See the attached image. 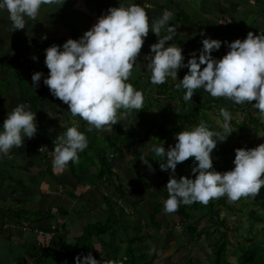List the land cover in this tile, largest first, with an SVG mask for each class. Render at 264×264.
Listing matches in <instances>:
<instances>
[{
    "label": "clouds",
    "instance_id": "9594fccd",
    "mask_svg": "<svg viewBox=\"0 0 264 264\" xmlns=\"http://www.w3.org/2000/svg\"><path fill=\"white\" fill-rule=\"evenodd\" d=\"M65 2L0 0V11H7L14 31L24 29L26 19H36L42 6L60 8ZM152 7L148 0L142 5L131 2L110 7L79 39L69 38L62 46L47 47L45 65L49 74L43 83L51 94L67 104L73 116L86 121L89 131L94 128L112 132L113 125L119 122L118 110L143 109V93L127 81L144 39L151 31L159 38L150 46L151 52L146 57L149 61L147 72L153 85L164 84L168 78L176 80L178 70L187 67L188 72L177 85L186 90L185 101H191L195 90L202 88L215 98L224 97L235 104H252L264 117V33L254 35L249 32L243 40L237 38L231 42L205 37L199 55L193 51L185 62L181 47L174 43L166 46V42L176 35V25L169 23L173 13L163 11L150 26L146 10ZM162 30L166 34L161 35ZM201 35L205 34L202 32ZM42 39H47V34ZM222 43L229 50L217 59L212 53L219 50ZM32 59L38 61L35 55ZM43 75L41 71L32 74L34 88L39 86ZM220 115L223 117L221 132L209 130L201 122L189 131L178 132L175 145L167 150L164 144L151 148L155 156L161 158L158 160L160 169L170 172L165 185L168 193L164 200L165 213L178 211L181 204L207 205L221 197L237 202L259 195L264 186V143L250 149H235L231 170L219 172L213 168L211 153L218 142L226 141L234 131L230 125V112L222 108ZM37 131L36 112L30 110L27 102L17 104L0 130V157L8 155L13 147L23 146L25 138H32ZM54 145L53 168L64 170L69 162H78V154L88 147V140L77 126H71L57 137ZM190 157L198 162L191 170L195 178L180 176L177 179V165ZM140 158L150 171H155L148 158ZM115 201L118 204L120 200ZM75 264H100V261L89 252L78 254Z\"/></svg>",
    "mask_w": 264,
    "mask_h": 264
},
{
    "label": "crops",
    "instance_id": "0c3cea01",
    "mask_svg": "<svg viewBox=\"0 0 264 264\" xmlns=\"http://www.w3.org/2000/svg\"><path fill=\"white\" fill-rule=\"evenodd\" d=\"M131 2L142 5L145 0H66L60 8L56 5H45L41 7L36 19H26V27L14 31L11 30V21L8 19L7 11H0V60H15L23 58L25 55H34L41 42L56 36H69L73 30H77L80 38L82 32L90 29L97 22L98 17L106 14L110 7L127 5ZM148 2L153 5L151 9L146 10L150 26L151 22L158 19L163 11L168 10L173 13V20L169 23L176 25V35L173 40L166 42V46L174 43L181 47L185 62L193 51H196L197 56L199 55V51L202 49V40L205 37L231 42L237 38L243 40L249 32L254 35L264 33V0H148ZM55 9L57 10L56 14H54ZM177 9L184 11L196 25L179 22L175 15ZM222 20L225 22L220 23ZM202 32L205 34L204 36L201 35ZM44 34H47V39H42ZM164 34L166 31L162 30L161 35ZM158 39L154 33L149 32L132 69L137 77L132 75L130 78L139 79L142 83L141 89L147 84L145 79L150 76L146 68L149 62L146 57L151 52L150 46L158 42ZM228 50L227 46L222 43L221 48L214 51L212 55L219 59ZM180 70L184 75L188 72L187 67ZM21 76L29 83H33L32 68L29 66L18 70L5 61L0 62V130H2L8 113L17 104L23 103V97L18 93L19 85L17 83ZM43 100L44 108L50 107L52 110L48 108L51 111L47 113V109L43 108L46 112H43L42 109L36 112L37 133L32 138H25L23 146L13 147L8 155L0 157V204L5 211L19 208L21 210L28 209L31 212H43L49 208L53 214L57 213L56 217L53 216L50 219L51 223L55 224L58 219L62 226L57 231H61L62 227L67 232V239L71 240L79 237L87 224L107 220L109 206L106 204L104 196L110 195L114 191L115 183L107 187L104 180L99 179L93 182L92 176L98 166L94 158L91 159L94 162L88 165L89 171L83 178L80 177L79 169L72 174L69 164L64 170H54L52 161L57 137L63 135L68 127L77 126L81 131L82 123L83 125H88V123L78 116H73L68 105L65 106L50 91ZM54 118L58 121L54 120V122ZM115 130L113 128L112 132H105L93 128L89 131V136L96 135L103 138V141H108V137ZM40 132L41 134L48 132L53 138L51 144L45 145L47 148L51 147V157L42 160L38 158L39 151L35 144V138ZM102 145L105 144L102 143ZM89 146L90 141L88 140V147L78 154L80 157L75 165L81 164L86 153L92 151ZM125 146L126 143L119 144L111 151V154H108L111 168L119 175V180L126 189L125 199L120 200L117 204V211H123L124 215L118 214V223L114 219L111 220L113 222H110L113 223L112 227L117 231L122 227L123 233H125L123 229H126V226L130 227L129 224L124 226V220L133 213L138 205L135 204L134 207L131 203L139 201L145 194L142 187L143 179L140 177L138 169L131 163L122 165L128 158V156L126 157L128 154H124ZM117 155L123 157L124 162L121 161V158H117ZM124 179L127 183L131 182V186H127ZM112 180L116 182L115 177ZM87 182H93L94 185H88ZM133 187L136 191H131ZM105 189L110 190V193H106ZM2 200H6V202L4 203ZM127 207H130L131 212L127 211ZM6 214H8V220L4 219V227L2 225L0 232H7L8 236H0V247L2 248V250L0 249V264H38L36 259L40 250L35 245L34 235L28 232L29 226H32L34 221L31 220L26 224L23 221L22 224L27 230L18 234L19 229L24 226L16 228L15 224H19V222L12 218L11 213L4 215ZM53 232L51 229V234ZM12 240L14 243H11ZM64 243V241L56 239L57 246L53 247L59 248ZM12 244L20 251L13 257L12 248L8 250ZM209 252L210 250L204 256L207 257ZM4 253H8V257ZM186 256L191 259L190 254H186ZM198 258L200 262L201 258ZM51 263L57 264L50 259L48 264Z\"/></svg>",
    "mask_w": 264,
    "mask_h": 264
},
{
    "label": "trees",
    "instance_id": "16d2710c",
    "mask_svg": "<svg viewBox=\"0 0 264 264\" xmlns=\"http://www.w3.org/2000/svg\"><path fill=\"white\" fill-rule=\"evenodd\" d=\"M175 15L181 23L196 25V23L181 9H177ZM69 38L79 39L77 30L70 32L69 36H56L52 39L41 42L34 53V55L38 57V61L32 59L33 55H25L23 58L15 60H0V62L5 61L6 63L11 64L18 70L29 66L30 68H34L36 71H41L45 74L42 76L39 86L35 88L33 83H29L28 80L26 81L22 76L17 81L19 85L18 93L23 97L22 102H27L31 111L37 112L40 107H45L44 103L38 104L39 106L34 105L37 102L36 100H42L49 92L48 86L43 83L44 78L49 74V69L46 67L45 62H43L46 56L45 49L53 44L62 46ZM31 65H34L35 67H32ZM183 76L184 73L181 70H178L176 80L168 78L164 84L160 85H153L147 80V84L142 89V83L139 79H129L127 82L132 84L136 90H140L143 93V109H134L129 111L122 108L118 110L120 122L117 124L121 127L119 129L120 132L116 129L110 137H108V142H105V145L102 147L97 145V140L94 139V137L98 136H89V132L86 133L83 129L84 125L82 123L81 132L88 134L86 137L87 140L90 141L89 148H91L92 151L86 153V159L84 158V161L81 164L75 165V163L69 162V169L72 174L79 169L78 172L80 173V177L83 178V176L89 171L88 165L94 162L91 159L94 158L99 166L95 174L92 176L93 182L101 179L104 180L106 186L109 187L114 184L112 178H116L117 183L114 184V191L110 193V196H104V200L109 206V217L105 222L97 221L95 223L87 224L79 237L68 240L67 232L64 231L62 227L61 231H57L60 226H62V223H59L57 219V222H55L54 225L57 226L58 229H56L53 232L54 234L52 233L51 237H49L48 232H51L50 227L52 225L50 219L53 218V216L56 217L57 213L53 214L49 208L43 212H31L28 209L21 210L19 208L12 209L11 211H5L2 204H0V229H2V225L4 227V219L8 220V214L4 215L5 213H11L12 218L15 219L16 222H19V224L16 223L15 226L25 227V225L22 224L23 221L26 224L33 220V225L29 226L28 232L34 235L35 245H37L40 250V254L36 259L37 263L39 261L40 264H48L50 259L55 261L57 264H75V257L78 254L87 255L89 252H91L94 258L100 261V264H152L156 255H148V248L143 245V240L145 238H150L153 242L155 240V242L158 243V239L162 237L164 229L163 225L160 222L155 221V216L161 211V204L159 202H155L152 212L148 215L151 224L155 227V238L152 239L150 235L144 236L143 229L146 227V224L138 223L136 227H133L134 234L132 236L129 235L127 230L123 229L126 232L128 241L126 247L121 248L119 244L120 240L118 237L116 238L114 236L117 235L118 231L116 228L112 227L113 223L110 222H113L111 220L114 219V221H117L118 223L117 216H119L120 213L121 215H124L123 211H117L115 198L117 200L125 199L126 189L119 180V175L111 168V165L109 164L110 158L109 156L108 159L106 157L107 151H113L117 145L126 143L129 140H136L137 154L139 155L145 154L141 152L140 149L141 147L146 148L147 144L149 146L151 144L152 147L153 145L164 144L165 148L169 145L174 146L176 143V134L178 132L189 131L198 126L201 122L205 123L209 130L221 132L215 118H222L220 115V110L222 108L228 110L230 114L241 112L244 115L237 128L240 131V136H245V131L248 129H252L254 132L259 130L264 131V122L261 120L259 111L255 109L252 104H235L231 100H229V102H225L226 98L212 97L202 88L195 90L191 101H185L184 95L186 90L182 86L177 87V85L180 84V80L183 79ZM32 91H34L33 95ZM153 109L157 110L156 117L153 114H149ZM120 114H123V116L126 115L127 117H123ZM211 114L213 116H211ZM136 117L146 121L143 128V135L139 136L136 132H127L126 135H122L121 132L123 131L121 130L123 127H125L123 130L127 131L126 127L128 126V120L132 118L135 119ZM54 120L58 121L56 118H54L53 121ZM51 139L53 140L50 133L47 132L45 134H41L40 132L35 138L36 147L38 148V146L40 147L41 145L45 146L51 144ZM95 145H97V147H93ZM245 148L249 147L246 146ZM231 149L232 147L228 141L225 143H217V146L211 153V156L218 157L219 162L222 160L223 163L220 165H213L216 171L225 172L232 169V167L228 164L230 159H232L230 155ZM146 150V158H148L149 162L152 163L153 168L157 170L160 165V161L158 160L161 158L154 156V153L149 148ZM38 156L40 160L46 158L45 154L42 152H39ZM196 163L198 162H196L194 158L190 157L188 160L178 164L175 172L177 178L179 179L180 176L195 178V174H193L191 170ZM160 177L159 173V180L161 183H164L162 180L163 178L161 179ZM93 182H87V184L94 185ZM259 194L260 195L254 197V205L257 208H253L252 210L256 223L264 220L263 215L258 211V209L264 210V197L262 199H258L262 197L261 195H264V186ZM2 201L4 203L6 202V200ZM224 202L225 197H221L217 200H211L207 205H202L200 203H193L192 205L181 204L179 210L174 212V214L178 215L180 221L185 224L182 228L183 236L191 238L193 242L200 239L204 232L208 231L209 227L213 228L214 233L217 231L218 234H221V237H219L220 240H217L214 244L212 243L209 245L210 258L206 257L204 261L201 260L198 264H264V241H259L256 237L245 240L242 246L238 245V248L235 252H233L236 258L235 263L229 260L227 247L230 243L227 242L228 240L225 237L226 231L229 230V227L226 226V218L220 219V213L217 209V207L224 204ZM137 203L139 202H132L131 204L135 207V204ZM242 205L244 206L246 204L243 202ZM199 207L203 208V212L200 216L206 217L209 221V226L206 229L197 230L194 222L191 221V212L197 210ZM38 230L43 232V236L38 235ZM24 232L25 230L20 228L18 234H22ZM0 236L7 237L8 233L0 232ZM224 238H226V241ZM56 239L58 241H64L65 243L59 248H55L53 246H57Z\"/></svg>",
    "mask_w": 264,
    "mask_h": 264
},
{
    "label": "rangeland",
    "instance_id": "374dc122",
    "mask_svg": "<svg viewBox=\"0 0 264 264\" xmlns=\"http://www.w3.org/2000/svg\"><path fill=\"white\" fill-rule=\"evenodd\" d=\"M53 11V9H52ZM57 13V10L55 9V13ZM83 35V32L81 36ZM41 64V62L39 61ZM32 67H35L34 65H31ZM4 68V67H3ZM36 70L32 68V74ZM37 72V71H36ZM45 75V74H44ZM134 75V77H137V75L132 71L131 76ZM131 80L134 78L131 77ZM136 79V78H135ZM27 81V79H25ZM150 81V76L145 79V81ZM34 94V91H32V95ZM36 104L34 106H39L38 104L44 103V100H36ZM225 102H229V99L226 98ZM66 106L67 104L64 103ZM50 107H46L47 113H50L51 110L48 109ZM42 109L43 112H46L43 107H40L39 110ZM38 110V111H39ZM152 112L149 114H153L156 117L157 110L153 109L151 110ZM123 116V114H120ZM147 116V115H146ZM211 116H213L211 114ZM243 114L241 112H236L235 114H231V128L234 129V131L228 136L227 140L228 143L231 145V158L229 161V166L234 168L233 160L235 157V149L237 148H245L248 146L250 148H254L258 146L261 143H264V136H260L261 134H264L263 130H259L254 132L252 129H248L245 131V136H240V131L238 128V124L241 122L243 119ZM123 117H127L124 115ZM216 121L218 122V125L220 127V130L222 131L221 125L223 123V117L222 118H215ZM262 122H264V117H261ZM120 122V121H119ZM118 122V123H119ZM146 121L144 119H140L139 117H136L135 119H129L128 120V126L126 127L127 131L123 130L121 131L122 135H126L127 132H136L139 134V136L143 135V128L145 125ZM114 129H120V125L118 124L114 125ZM86 132H89V125H84L83 128ZM156 131V130H155ZM96 136V135H95ZM95 140H97V145H102L105 142L108 141H103V138L101 137H94ZM226 141L222 142L225 143ZM97 145L93 147H97ZM136 140H129L126 142V146L123 148L124 154L126 155L127 161L124 162V158L117 155V158H121V161L124 162L122 165H127L130 163L134 165L138 169V173L140 174V177L143 179V191L144 195L141 196L140 200L137 201V207L138 209L135 208L133 213L127 217L123 224L126 226V224H129L130 227L126 226L127 232L129 233L130 236L134 234L133 227H136L138 223H145L146 227L143 229V235H150L153 238H155V227L154 225L151 224V221L148 218L149 213L152 212V209L154 208V203L159 202L161 204V211L159 214L155 216V221L160 222L163 225V232H162V237L158 239V243L154 242L150 238H145L143 240V245L148 248V255L152 256L155 254V258L152 262V264H198V257H200L202 261L206 259L204 256L205 253L208 252L209 245L214 244L217 240H220L219 237H221V234H218L216 231L214 233L213 228L209 227L207 232H204V234L200 237V239L196 241H192L191 238L184 237L182 234V228L185 225L184 222H181L178 215L174 213H165L164 212V200L168 198V193L166 190L165 185L167 184L169 178H170V172L169 171H162L160 169V166H158V169L155 171H150L146 165H144L141 161L140 157H146V149L152 148V145L150 146L147 144V147H141V152L145 153L144 155H139L135 152H137L136 148ZM172 145H169L166 150ZM135 151V152H134ZM111 154L112 152L109 150L106 153V157L108 159V154ZM152 154V153H151ZM155 156V154H154ZM213 159V165H220L222 164V160L219 162L218 157H212ZM97 163V162H96ZM160 163V162H159ZM152 164V163H151ZM98 165V164H97ZM99 166V165H98ZM97 166V168H98ZM96 168V170H97ZM214 168V167H213ZM135 169V168H134ZM155 169V168H154ZM159 173H160V178L164 181V183H161L159 180ZM176 176V175H175ZM177 178V176H176ZM178 179V178H177ZM114 181V180H113ZM116 184V182L114 181ZM124 183L127 186H131V182L126 181L124 179ZM105 186V185H104ZM113 188V187H112ZM263 189V186L261 187ZM106 190V189H105ZM131 191H136L134 189ZM130 191V192H131ZM106 193H110V190H106ZM130 194V193H129ZM260 195V194H259ZM110 196V195H109ZM129 196V195H128ZM262 199L264 195H261ZM114 199V198H113ZM217 200V199H215ZM252 201V202H251ZM119 202V201H118ZM245 203L246 205H242V203ZM255 198H241L237 202H229L227 200V197H225V202L224 204H221L217 207L219 211V217L220 219L226 218V226L229 227V230L226 231L225 237L227 238V242L230 243L227 247V254L228 258L230 261L235 263L236 258L233 252L238 248V245L242 246L243 242L247 239H250L252 237H256L257 240L259 241H264V220L255 222L256 219L254 215L252 214L253 208H257L254 205ZM254 205V206H253ZM231 208V209H229ZM128 212H131L130 207L126 208ZM258 211L263 215L264 218V210L258 209ZM203 212V208L199 207L197 210L192 211V219L191 221L194 222L197 230L200 229H206L209 226V221L207 220L206 217L200 216ZM129 222V223H128ZM225 225V224H223ZM226 229V228H224ZM122 227L119 228L117 235H114L116 238L120 240L119 244L121 248H125L128 238L126 235V232L123 233ZM225 231V230H223ZM257 233V234H256ZM110 236V235H109ZM226 238L225 241H226ZM11 243H14L12 240ZM14 245L12 244V257L15 256L16 254H19L20 251L17 248L13 247ZM2 250V248L0 247ZM7 250V251H8ZM6 257H8V253H4ZM186 254H190V260L187 258ZM208 258H210V252L206 255ZM11 257V259H12ZM15 259V258H14ZM15 264V263H14ZM38 264L39 261H38ZM52 264V263H51Z\"/></svg>",
    "mask_w": 264,
    "mask_h": 264
},
{
    "label": "built area",
    "instance_id": "2783aa9c",
    "mask_svg": "<svg viewBox=\"0 0 264 264\" xmlns=\"http://www.w3.org/2000/svg\"><path fill=\"white\" fill-rule=\"evenodd\" d=\"M37 150H38L39 152L44 153L46 158H50V157H51V151H50L49 148H47V147H45V146H40V147L37 148ZM15 227H16V228H19L20 226H15ZM23 229H24V230H27L25 227H23ZM50 229H52L53 231H55V230L58 229V228H57V226H55L54 224H52L51 227H50ZM50 231H51V230H50ZM38 235H39V236H43V232L40 231V230H38ZM48 236L51 237V232H50V233L48 232Z\"/></svg>",
    "mask_w": 264,
    "mask_h": 264
}]
</instances>
